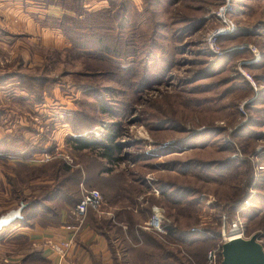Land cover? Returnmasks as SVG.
Here are the masks:
<instances>
[{"label": "rangeland", "instance_id": "1", "mask_svg": "<svg viewBox=\"0 0 264 264\" xmlns=\"http://www.w3.org/2000/svg\"><path fill=\"white\" fill-rule=\"evenodd\" d=\"M6 1L30 18L21 30L10 15L12 29L0 30L12 40L0 47V71L24 77L0 89V141L8 145L0 152V216H22L60 190L63 177L53 172L71 170L68 195H102L82 227L104 232L122 264L136 237L124 239L119 228L160 241L166 264H208L213 249L221 264L223 234L234 224L264 245V0L52 4L114 30L104 58L86 50L90 37L73 41L62 31V14L38 15L51 0H0V12L10 10ZM27 20L55 27L69 44L52 46L50 33ZM107 132L120 144L112 158L70 141ZM155 207L163 211L160 233L147 228Z\"/></svg>", "mask_w": 264, "mask_h": 264}, {"label": "crops", "instance_id": "2", "mask_svg": "<svg viewBox=\"0 0 264 264\" xmlns=\"http://www.w3.org/2000/svg\"><path fill=\"white\" fill-rule=\"evenodd\" d=\"M6 2L10 5V8L9 6H6L10 10L2 8L4 12H0V30L12 29L8 24L10 15L16 16L17 18L15 20L17 22L19 20L21 23V25L14 23V27L23 30L25 28V26L23 27L25 18L28 17L27 19H29L30 17L27 14L24 15V9H19V5L10 1ZM43 8L44 9H39L40 12L38 15L40 17L42 16L41 14H53L54 11H57V13H54L55 15L69 12L66 8L62 9L52 4ZM89 10L91 9L89 8ZM29 21L30 20H27V25L30 29L37 31H41L42 29L47 31L48 34L50 33V41L46 40V42H51L52 46L58 47L59 44H61L62 47H65L69 44L63 33L55 27L52 28L48 25H40L36 20L31 23ZM9 38L10 37L5 33H0V47H4L5 43L11 42L12 40ZM0 63V70H3L1 69V65H3L2 57H0ZM6 75L13 78L6 80L9 78ZM18 76V72H15L14 74L10 72L3 74L0 71V77H3V80H6L3 81V83H6L5 86L1 85L2 87H0V89L7 91V88L9 89V87L16 88L18 84H21V78ZM8 91H11V89ZM3 172L4 170H2L0 174H3ZM20 212L22 214V211ZM47 215L48 216L41 217L34 216L30 219L24 218L23 220H20L22 216H16V219H14L9 226L0 231V264L116 263L117 257L113 255L114 251L112 252L111 247H109L107 238L101 232H98V230L89 224V222L85 223L81 228L80 233L75 240L74 246L69 251L67 258L60 261L57 254L54 253L47 245V242L50 240L59 241L66 236H69L70 232L65 229V224L76 223L78 220L73 214V207L70 205H65L61 208L60 216L57 219L51 218L49 214ZM118 254L120 256L119 251ZM119 264L122 263L119 262ZM124 264H130V262H126Z\"/></svg>", "mask_w": 264, "mask_h": 264}, {"label": "trees", "instance_id": "3", "mask_svg": "<svg viewBox=\"0 0 264 264\" xmlns=\"http://www.w3.org/2000/svg\"><path fill=\"white\" fill-rule=\"evenodd\" d=\"M59 1L61 0H51L48 3H46L47 5L45 7H48L51 4H58ZM76 2L78 5H81V0H77ZM78 10L79 8H76V11L74 14L64 13L60 17L56 18L60 21V25H61L60 27L62 31H64L67 35H69L73 41H78V39L90 41L88 38L90 37V39L93 42L90 41L88 43H85L87 44V46L91 47V48H87L86 50L91 51L92 53H94V55H99V56L101 54L102 56L109 55L108 52L110 51L108 48L110 47L106 42L107 41L106 38L109 36L108 33L109 32L112 33L114 30L110 27H105V26L96 27V26L90 25L89 23L87 24L83 23L81 20L83 18L81 15L82 12L80 14V11ZM47 15L49 17L50 14L47 13L45 16L46 18H47ZM123 26H124V21L122 19L120 27H123ZM76 36L78 37V39L76 38ZM126 41H127L126 45L132 44L131 40H126ZM102 58H104V56ZM20 78H21V83L23 84L24 77H20ZM1 82H3V77H0V83ZM1 112L3 111L0 109V113ZM114 137H115V134L113 132H107L100 139H96L91 136L90 137L77 136V137L70 138V141L74 143V145H76V147L81 150L97 149V148L102 149L103 152L101 154L104 158H108V157L112 158L113 153L116 150V148H120L119 143H110V142H113ZM7 148H8L7 143L1 140L0 141V152L5 151L4 154H7L8 153L6 152ZM3 156L5 159H7V155H3ZM56 171L57 172H53L55 174L54 176L58 177L60 174L63 177L62 181L59 182L60 190L58 192L57 191L52 192L51 195H49L48 197L44 198L41 201H36L32 203L30 202L29 204H27L22 209V218L20 220H23L24 218L30 219V218H33L34 216H39V217L48 216L47 214H49L51 218L57 219L60 216V210L63 206L68 204L72 207H75L81 201V199L83 198V192H81V195L78 199H76L75 196H72L70 194L68 195L65 192L67 185L71 182V178H70L71 170H56ZM17 175L19 176V174ZM91 211L93 210L90 209L88 213H90ZM133 223L134 222L131 219L130 224H133ZM119 230L124 239L127 237L129 238L131 234L135 235L136 237L134 241L135 244H132V246H129L128 248H126L127 249L126 255H127L128 260H130L129 261L130 264H157V262H159V264H166L165 261H166L168 252H166V250H163V247L161 246L160 241L153 238V236H150L149 234L146 235L145 232L144 233L141 232L143 236H140L138 234V231L140 230L138 229H135L136 231L134 230L135 234H134V231L128 230L127 232H125L122 228H119ZM168 232L169 234L174 233L173 229L169 226H167V233ZM102 234L105 235L104 232H102ZM142 238L143 240L140 241V239ZM141 243H143L142 246H141ZM113 251H115V249L112 250V252ZM155 256H157V259H159V261L152 263ZM116 260H117L116 263L119 264V260L117 258Z\"/></svg>", "mask_w": 264, "mask_h": 264}, {"label": "built area", "instance_id": "4", "mask_svg": "<svg viewBox=\"0 0 264 264\" xmlns=\"http://www.w3.org/2000/svg\"><path fill=\"white\" fill-rule=\"evenodd\" d=\"M101 203L102 195L100 191L92 189L89 191H85L83 193V198L81 199V201L75 207H73V214L77 217L78 221L76 223L65 224V229L70 232V236L63 238L59 241L52 240L48 243L52 251L56 253L61 260L66 258L70 248L73 246L75 237L78 234L80 228L82 227V224L88 214V211L90 209L98 211L101 206ZM5 215L0 216V219L3 218ZM16 216L21 217L20 213ZM16 216H14L9 221L2 223L0 225V231L3 229V227L8 226L10 222L16 219ZM162 220V209L159 207H155L153 216L151 217L149 222H147V228L154 232H163L164 230L162 227ZM242 234V229L238 226V224H234L228 235L223 234V243L232 238L242 237ZM208 264H219V261H217V252L215 249L209 251Z\"/></svg>", "mask_w": 264, "mask_h": 264}, {"label": "water", "instance_id": "5", "mask_svg": "<svg viewBox=\"0 0 264 264\" xmlns=\"http://www.w3.org/2000/svg\"><path fill=\"white\" fill-rule=\"evenodd\" d=\"M259 236L254 234L249 238L236 237L225 241L221 264H264V245L259 242Z\"/></svg>", "mask_w": 264, "mask_h": 264}, {"label": "bare ground", "instance_id": "6", "mask_svg": "<svg viewBox=\"0 0 264 264\" xmlns=\"http://www.w3.org/2000/svg\"><path fill=\"white\" fill-rule=\"evenodd\" d=\"M10 214H12V215H10ZM18 214H19L18 211H15V213H14V212H11V213L5 215L3 218L0 219V225H1L2 223H4V222L9 221L10 219H12L14 216H16V215H18ZM10 224H11V222L8 224V226H9ZM6 227H7V226H6ZM3 228H5V227H3Z\"/></svg>", "mask_w": 264, "mask_h": 264}]
</instances>
